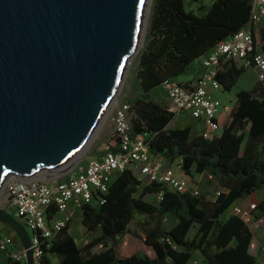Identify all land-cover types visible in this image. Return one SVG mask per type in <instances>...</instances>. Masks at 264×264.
Returning <instances> with one entry per match:
<instances>
[{
  "label": "trees",
  "instance_id": "trees-1",
  "mask_svg": "<svg viewBox=\"0 0 264 264\" xmlns=\"http://www.w3.org/2000/svg\"><path fill=\"white\" fill-rule=\"evenodd\" d=\"M152 0L144 44L137 54L138 97L130 102V135L146 136L151 157L167 165L179 161L184 175L204 176L209 186H217L212 199L205 190L170 191L155 183H139L129 170L116 173L105 194L93 196L79 212L81 224L97 236L79 247L68 226L46 244L38 264H188L198 255L203 264H256L250 254L252 233L248 222L231 214V209L252 193L263 190L251 222L264 218V84L240 89L229 111L219 113L215 122L219 134L212 139L200 135L197 123L186 118L182 126L168 128L173 114L152 95L164 81L185 75L218 43L237 31L251 27L252 0ZM197 4L196 12L186 10ZM264 52V33L261 34ZM247 69L228 62L216 79L222 92H229ZM111 147V139L107 142ZM161 193L157 204L144 198ZM98 197L102 204H99ZM55 210L47 212L52 218ZM135 215L143 244L153 257L119 253V238L128 233ZM166 218L173 223L165 226ZM15 235L0 225V233ZM100 246L99 252L93 248ZM53 258L55 262H53ZM5 264H25L8 258Z\"/></svg>",
  "mask_w": 264,
  "mask_h": 264
},
{
  "label": "water",
  "instance_id": "water-1",
  "mask_svg": "<svg viewBox=\"0 0 264 264\" xmlns=\"http://www.w3.org/2000/svg\"><path fill=\"white\" fill-rule=\"evenodd\" d=\"M150 0H0V191L54 184L100 127L138 54ZM25 264L30 234L6 210Z\"/></svg>",
  "mask_w": 264,
  "mask_h": 264
},
{
  "label": "built area",
  "instance_id": "built-area-1",
  "mask_svg": "<svg viewBox=\"0 0 264 264\" xmlns=\"http://www.w3.org/2000/svg\"><path fill=\"white\" fill-rule=\"evenodd\" d=\"M262 19L264 0H252L251 27L241 29L229 39L218 43L203 58L202 72L195 81L181 83L167 80L162 83L165 106L173 114V120L191 118L197 123L204 139H212L219 134L220 127L215 120L221 105L213 93L221 91V85L216 76L224 64L232 62L237 67L253 68L264 78V58L252 33L253 26ZM130 107L129 103H119L113 107V145H106L103 153L97 157L86 158L81 165L61 176L58 182L45 184L36 180L10 178L4 183L6 211L29 232L35 263L38 264L43 256L46 243L66 226L73 211H79L83 205L90 204L94 195L105 194L116 173L127 169L139 183H155L170 191L198 194L197 180L184 175L179 167H172L160 158L151 157L145 135H130ZM157 195L161 198V193ZM97 202L102 204L99 197ZM256 205V202L246 207L236 205L230 212L251 224ZM50 209L55 210V214L49 219L47 212ZM59 213L68 215L57 219ZM14 242L13 236L0 233V264H5L8 258L24 260L23 249L15 253L8 251ZM258 262L264 264V247L259 250L256 264Z\"/></svg>",
  "mask_w": 264,
  "mask_h": 264
},
{
  "label": "rangeland",
  "instance_id": "rangeland-1",
  "mask_svg": "<svg viewBox=\"0 0 264 264\" xmlns=\"http://www.w3.org/2000/svg\"><path fill=\"white\" fill-rule=\"evenodd\" d=\"M206 3H209V0ZM151 4H152V0H150V2H149L147 24H148V18L150 15ZM196 9H197V4H195V3L188 4L186 6V10H193L194 12H196ZM146 31H147V25H146L144 39L146 36ZM260 37L261 36H259V38H258L259 51H260V47L262 45ZM143 44H144V41H143ZM143 44H142V46H143ZM261 55L264 58V53H262V51H261ZM136 71H137V55L130 62L129 66L126 70V73H125L123 82L121 84V87L117 93L116 99H114L115 101L113 100V103L109 107L100 127L98 128L97 132L95 133L92 140L88 144L87 148L84 150L82 156H80V158L77 160V162L72 167H70L67 170V172H69L70 170L81 165L85 161L86 158L98 155L104 151V149L107 145V142L112 137L113 130H114V125L111 121L112 116H113V109H114L113 107L119 103H128L132 99L138 97V94H139L138 90L139 89H138V84L136 81ZM257 75H258V78L260 79L259 81H261L264 84V78H261L259 73H257ZM181 78H182V76L177 78V80L180 81ZM253 78H254V76H253L252 72L248 71L239 78L238 83L229 92H220V94L222 95V98H223V102H220L221 111H229L230 110V108L232 107V105L235 101V92L238 89H243V90L249 89ZM152 95H154L153 96L154 101L158 102L162 106L166 105V100L163 98V97H165V95L162 92L156 91ZM129 117L131 118V116H129ZM184 123H185V120L174 119L168 125V128H174L176 126H182ZM170 166L179 167V161H175ZM192 176H194V179L197 180V182H198L199 193L207 190L211 194L209 196V198L212 199L215 196V191L217 189V186L216 185L209 186V184L207 183L208 181L204 176H200L194 172L192 173ZM144 200L146 202H149L152 204H157L158 201L160 200V198L158 195H150V196H146L144 198ZM0 209H3V210L7 209L6 201H5V191L3 188L0 191ZM70 211H73V210H70ZM67 215H68V213H61V214H58V217L64 218V217H67ZM143 219L144 218L142 216L135 215L131 224L128 227V233L126 235H124L123 237L119 238V240H118L119 241L118 251L120 254L123 253L124 250L129 251V253H138L140 255H147L148 254L149 250L143 244L144 234L142 233L140 226H139V224H141ZM172 223H173V219L166 218V220H165V226L166 227H169ZM251 225L252 224H249L250 227H252ZM67 226H68V232L74 238L76 244L79 247L86 245L87 243L92 241L97 236L96 234L90 235L89 233L86 232L85 228L81 224L80 212L77 210L73 211V214L71 215V217H69V220L67 222ZM2 234H7V233L4 231V232H2ZM101 250H102V248L100 246H96L93 248L92 251L93 252H99ZM52 261L55 262V259L53 258ZM195 264H203V263L199 259V261H196Z\"/></svg>",
  "mask_w": 264,
  "mask_h": 264
},
{
  "label": "crops",
  "instance_id": "crops-1",
  "mask_svg": "<svg viewBox=\"0 0 264 264\" xmlns=\"http://www.w3.org/2000/svg\"><path fill=\"white\" fill-rule=\"evenodd\" d=\"M252 33H253L254 39L256 41H258L259 36H261V34L264 33V19H262L258 24H256V25L253 26ZM262 53H264V52H262ZM203 58H201L198 61H196L191 66V68L189 69V71L185 75H182V78H181L180 81L177 80V79L174 80V81L181 82V83H189V82L195 81L200 76V74L202 72V65L201 64H202ZM248 71L249 72H252L254 78L252 80V83L250 85V88L249 89H246V90H250L253 87V85L260 80L258 78V75H257L258 72L255 69L250 68V69H247L246 72H248ZM237 83H238V81H237ZM238 90H240V89H238ZM157 91H160V92L163 93L161 87ZM220 92L221 91L214 92L213 95H214L215 98H217L218 100H220V102H223V98H222V95L220 94ZM163 98L165 99V97H163ZM220 112H222V111H220ZM225 112H227V111H225ZM186 118L187 117H183L181 119L182 120H185ZM102 153H100L98 155H95V156H91V157H97V156L101 155ZM191 178L194 179V176L191 177ZM262 198H263V190H258L256 192L252 193L251 195H249L248 197H246L238 205H241V206L246 207L249 203H252V202L259 203L262 200ZM59 214H61V213H59ZM56 218L57 219H62L61 217H58V215L56 216ZM251 224H252L251 225L252 227L249 226V228H250L251 233H252V243H251L249 252L258 261L259 250L264 247V218H262V219H260V220H258L256 222H252ZM6 235H8V234H6ZM9 236H11V235H9ZM20 250H21V247H20L19 242H14L13 246L8 248V251L9 252H12V253L13 252L14 253L15 252H19ZM148 250H149V252H148L147 256L153 257V252L149 248H148ZM196 261H199V256L198 255H196L195 258H194V260L191 263H188V264H195ZM258 264H261V263L258 262Z\"/></svg>",
  "mask_w": 264,
  "mask_h": 264
},
{
  "label": "bare ground",
  "instance_id": "bare-ground-1",
  "mask_svg": "<svg viewBox=\"0 0 264 264\" xmlns=\"http://www.w3.org/2000/svg\"><path fill=\"white\" fill-rule=\"evenodd\" d=\"M115 101V100H114ZM113 103V102H112ZM82 156V155H81Z\"/></svg>",
  "mask_w": 264,
  "mask_h": 264
}]
</instances>
